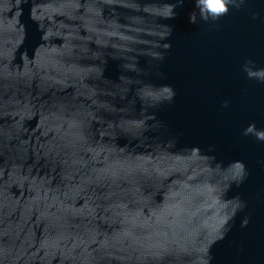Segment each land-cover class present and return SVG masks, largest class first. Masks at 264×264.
I'll list each match as a JSON object with an SVG mask.
<instances>
[{
  "label": "water",
  "instance_id": "1",
  "mask_svg": "<svg viewBox=\"0 0 264 264\" xmlns=\"http://www.w3.org/2000/svg\"><path fill=\"white\" fill-rule=\"evenodd\" d=\"M257 134L264 0H0V264H264Z\"/></svg>",
  "mask_w": 264,
  "mask_h": 264
},
{
  "label": "clouds",
  "instance_id": "2",
  "mask_svg": "<svg viewBox=\"0 0 264 264\" xmlns=\"http://www.w3.org/2000/svg\"><path fill=\"white\" fill-rule=\"evenodd\" d=\"M180 2L182 3L183 0H180ZM241 3H243V0H239V2L238 0H195V6L199 9L200 17L205 21L209 18L213 21L218 20L229 12V5L239 9ZM172 7L174 8L175 5H172ZM189 19L191 23H196V12L191 13ZM247 134L249 133L246 130L245 135ZM256 136L258 139L264 140V134H257Z\"/></svg>",
  "mask_w": 264,
  "mask_h": 264
}]
</instances>
